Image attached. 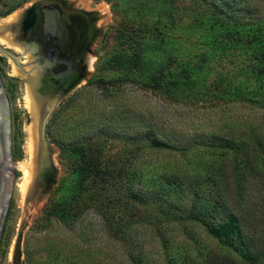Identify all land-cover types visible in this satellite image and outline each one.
<instances>
[{
    "label": "rangeland",
    "instance_id": "rangeland-1",
    "mask_svg": "<svg viewBox=\"0 0 264 264\" xmlns=\"http://www.w3.org/2000/svg\"><path fill=\"white\" fill-rule=\"evenodd\" d=\"M36 1L0 0V11L16 7L0 22L13 20L19 10ZM64 1L96 15V36L86 51L87 77L60 100L45 126V136L56 148L55 185L47 199H33L28 205L29 194L19 186L33 129L38 140V117L30 112L24 80L0 53V90L10 121L7 165L11 168L4 172L10 195L0 229V264H11L13 241L24 219L22 264H183L185 254L196 263L191 236L221 253L218 241L186 215L192 206L191 191L197 188L192 185L206 175L197 169L208 157L221 165L219 184L225 202L236 206L230 203H236L235 194L240 193L241 206L254 215L264 232V73L254 71L246 53L256 50L258 38H264V0H215L214 4L169 0L174 21L182 20L166 32V39L175 42L171 54L178 62L190 61L195 67V74L187 75L178 64L184 86L177 94L123 82L122 73L109 67L111 54L127 50V33L133 38L150 35L143 27L154 19L150 14L141 15L137 7L132 10L134 3L126 0ZM152 1V8L163 5L162 0ZM228 19L231 28L238 29L235 39L219 27L227 25ZM220 37L230 42L224 51L209 44ZM2 46L26 62L19 47L16 51L6 41ZM146 132L162 139L168 148L132 144V137ZM228 141L247 159L240 170L234 168L233 152L218 160L225 151L221 145ZM80 148L84 159L97 155L108 171L103 179L90 171L84 193L68 210L61 202L70 192L73 172L82 165ZM131 167L138 172L134 183ZM161 174L181 180L175 197L177 204L184 205L180 217L165 219L159 216L158 205L152 204ZM236 177L242 184L240 190L232 181ZM132 185L139 202L131 199Z\"/></svg>",
    "mask_w": 264,
    "mask_h": 264
},
{
    "label": "trees",
    "instance_id": "trees-1",
    "mask_svg": "<svg viewBox=\"0 0 264 264\" xmlns=\"http://www.w3.org/2000/svg\"><path fill=\"white\" fill-rule=\"evenodd\" d=\"M126 1H132L134 3L131 6L132 10L137 7L136 12H140L143 16L150 14L151 17L154 18L152 20H147L143 25L146 30H150V35H148V37L140 35L133 38V36L127 33V50L123 48L111 54L109 67L122 73L121 79L123 82L134 83V85L144 86L157 92L177 94L179 89L184 86V77L180 71L184 70L187 75L195 74L193 62H186L191 63V65L181 61L178 62V58L172 56L171 53L174 49L172 47L175 45V42L166 39V37H168L166 32L176 28L177 23L182 24V20L177 19V22L174 21L173 7L169 0H162L163 5L158 4L155 5L156 7L154 8L150 5L153 3L152 0ZM210 1L213 4L215 3V0ZM154 4L155 3H153V5ZM15 9V6H8L6 10L0 11V17L10 14L11 11ZM212 12L216 14L217 9H213ZM225 22L227 25L222 24L219 27L228 30V33L231 34L229 37L235 39L238 29L234 30L231 28L229 19ZM212 27L213 24L210 25V28ZM217 39L218 38H213L212 41L210 40L211 42L209 41L210 46L217 44L216 47H214L215 50L219 47L224 51V49L229 47V41L222 37L216 42ZM260 39L258 38L259 43L255 45L256 50L252 53L246 52L248 54L247 61L252 63L251 66H254V71L258 74L264 73V38L262 39L260 37ZM155 55H159L160 59L153 58ZM183 63L191 67L186 68ZM204 63L205 59L202 61V65ZM178 64L183 66V69L179 72H177ZM132 138H135L132 139V144L135 145L144 142L153 148H168L166 142H163V140L156 135H151L147 132ZM209 147L212 148L214 146L209 145ZM235 147L236 145L230 141L221 145V148H225V151H222L223 153L219 156L218 160L220 162L228 151L233 152L234 168L240 170V168L245 165V162H247V159L244 155H241L240 150H236ZM79 150L82 151V165L73 172L75 177L70 182L71 185L68 186L70 192L66 194V197H64V200L61 202V205L64 203V205L68 207V210L70 207H73L72 204L84 193L87 187L85 186V180L90 171L94 172L95 176H100L98 177L99 179H103L101 176L107 175L108 171V168L102 167L103 164L99 163L100 161L99 158L96 157L97 155H89L88 159H84L83 148ZM134 150L140 149L134 148ZM238 157L241 160H239ZM215 160L217 159L210 160L208 157L199 165L197 171L201 172V169H203L206 175L201 179H197L194 185H192V187L197 186V188L191 191L193 197L192 206L186 215L190 220L198 222L209 236L218 241L217 249H220L221 253H218V251L216 252L208 244L204 245L203 243H199L197 238L191 236L193 237V243H195V252L197 256L194 260L197 262L191 261L186 254L181 261H183V264H264V232L258 228L259 225L258 223L256 224L254 215L245 209L246 206H241L244 199L240 193L235 194L238 196V200L235 198L236 203H230L237 204L236 206L231 207V205L225 202L219 184L220 181H222V179L219 181V178L222 177V174L219 172V170H221V165H217ZM119 170L121 171V169ZM235 173L241 177L238 172ZM137 174L138 172L131 167V183L133 180H137ZM237 177L232 181L238 185V189L240 190L242 184L237 182ZM223 182L228 181L223 180ZM139 185L142 186L141 184ZM181 186V180L177 176L165 177L164 174L160 175L159 181L155 183L153 188L155 195L152 200V204L158 205L159 216H163L165 219H173L185 213L183 209L184 205L177 204L175 200L179 187ZM133 187L134 185L131 186V199L134 202H139L136 199L138 198L137 192H133ZM166 246L167 245H165V247ZM177 251L178 253L181 252L179 249H177ZM229 252L231 253V257H226ZM168 255H170V253H168Z\"/></svg>",
    "mask_w": 264,
    "mask_h": 264
},
{
    "label": "water",
    "instance_id": "water-1",
    "mask_svg": "<svg viewBox=\"0 0 264 264\" xmlns=\"http://www.w3.org/2000/svg\"><path fill=\"white\" fill-rule=\"evenodd\" d=\"M64 1V0H63ZM62 0H38L27 7L19 10L18 14L13 17V21L6 22L3 26L5 33L0 31V38H4L8 44L22 48L20 43H17L15 40L27 29L31 28L29 31H33L38 37H45L47 48L45 50H33L32 48H22V55L27 57L29 61V68L25 69V66L20 62L19 57L10 53L6 50L2 44H0V53L6 56L14 66L18 68L23 74L24 77L32 78L35 90L36 83L40 87L36 90V94L41 97V103L46 105L45 110L41 111L39 114L37 137L39 142V153L38 159L36 161L35 174L33 177L32 188L25 200V204L33 202V199L44 200L47 199L49 193L56 182L57 177V164L54 160V154H56V148L47 140L45 136V126L48 123L49 118L53 114L57 104L60 100L67 95L74 87L80 84L88 75V60L79 71H74L75 66H72L68 63L67 55L72 50L74 42L71 43L63 41L59 37H68L70 33L69 27L61 25L62 18L68 20V13L71 12L67 8H73V4L70 2H63ZM59 4H65V8H59L56 6ZM77 10V9H76ZM79 11L81 9H78ZM82 11V10H81ZM85 14L84 18L88 16L91 19L92 27L87 28L86 30H81V35L87 34V40L85 42L86 51L90 48L93 43L94 37L96 36V27H95V14L89 13V11L83 10ZM32 22V27L30 26ZM29 25V26H28ZM88 27V26H87ZM23 30V32H22ZM29 33V32H28ZM69 39V38H68ZM54 40V42H51ZM43 43V42H42ZM40 42V44H42ZM43 45V44H42ZM53 47V48H52ZM86 53V52H85ZM33 55L36 57H33ZM66 55V56H65ZM34 61V62H33ZM81 70V72H80ZM23 79V78H22ZM25 79V78H24ZM67 80H71L72 83H67ZM5 105V111L2 113L1 126L3 128L0 131V193H2V205L0 208V229L3 226L6 207L9 202L8 194L9 181L8 177L4 174L5 170H10L11 168L7 165L8 163V154H9V139H10V121L8 115V106L5 96L3 95ZM40 102V101H39ZM3 213V214H2ZM26 219H24L19 227L17 234L14 239L12 253H11V264H22V235L23 231L26 228Z\"/></svg>",
    "mask_w": 264,
    "mask_h": 264
},
{
    "label": "flooded vegetation",
    "instance_id": "flooded-vegetation-1",
    "mask_svg": "<svg viewBox=\"0 0 264 264\" xmlns=\"http://www.w3.org/2000/svg\"><path fill=\"white\" fill-rule=\"evenodd\" d=\"M56 6H58L59 8H65L66 7L65 4H62L61 6L59 4H57ZM67 9L71 11L68 13V16H67L68 20L65 18H62L61 25H64L65 28H66V26L69 27L71 34H69L68 37H66V36L62 37L61 36L59 38H62L63 41L69 40L68 43L74 42L73 43L74 46L72 47V50L70 51V53L67 55V59L69 60L68 63H70L72 66L76 67L74 71H76V70L79 71L80 67L81 68L83 67V62L85 61V63H87V60H88L87 59V53H85L86 52L85 42L87 40V34H85V36H84V34L81 35V32L83 30H86L89 27H92V22H91V19L89 16L87 18H84L85 14L76 13V12H82L83 10L79 11L78 10L79 8L75 7L74 5H73V8H67ZM30 26L32 27V22H30ZM30 29L31 28L27 29V31H25V32H23V30H22L23 33L18 37L17 40H15L17 43H20V45H18V46H21L22 48H26V49L32 48L33 50L35 49L37 51L38 50H45L44 48H47L46 45L44 46V43L46 42V38L43 37L40 40H38L40 37H38L36 34H34L33 31L30 32L29 31ZM40 42L41 43L43 42L42 43L43 45L40 44ZM51 42H54V40H52ZM14 55L19 56L20 54L19 55L14 54ZM33 57H35V56L33 55ZM35 59H36V57H35ZM25 61L26 62H24V59H20V62H22V65L25 64L26 67L29 68L30 67L29 61L28 60H25ZM85 63H84V65H85ZM25 65H23V66H25ZM26 67H25V69H26ZM80 72H81V70H80ZM66 82L72 83L71 80H67ZM2 93L4 95V92H2Z\"/></svg>",
    "mask_w": 264,
    "mask_h": 264
},
{
    "label": "bare ground",
    "instance_id": "bare-ground-1",
    "mask_svg": "<svg viewBox=\"0 0 264 264\" xmlns=\"http://www.w3.org/2000/svg\"><path fill=\"white\" fill-rule=\"evenodd\" d=\"M9 19V18H8ZM11 19V18H10ZM13 20H10V22ZM8 22L7 21H1L0 22V31H2L3 33L4 30L3 29V25ZM0 43L3 44L5 43L4 38H0ZM9 46V45H8ZM13 47V45L11 46ZM13 49H15L17 51V47H14ZM20 51H22V48H19ZM26 67V66H25ZM27 68V67H26ZM14 73H16L18 76H20L21 78H23L25 85H26V90H27V98H28V105H30L29 109L31 110L30 112H33L32 114L36 115L38 118L40 117L39 114L41 111L45 110L46 105H44L43 103H41V97H39L38 94H36V90L39 89L40 91V87L38 85V83H36V90H35V85L33 82L32 78H28V77H24L22 72L20 70H18V68L15 66L13 68ZM25 78V79H24ZM38 88V89H37ZM3 91L0 90V131L3 128V126H1L3 123L1 122L2 119V113L5 111V105L3 104V102L5 101L3 98ZM40 101V102H39ZM39 121V119H38ZM31 139H30V143L28 146V155H29V159H28V163H23L22 165V171H23V181L20 183V190L22 193L24 194H29L31 188H32V183H33V177L35 174V168H36V161L38 159V153H39V142L36 139V129H33L31 132ZM10 194H8L9 197ZM2 198L3 195L2 193H0V208L2 205ZM3 214V213H2ZM2 217V215H1ZM0 217V220H1Z\"/></svg>",
    "mask_w": 264,
    "mask_h": 264
}]
</instances>
